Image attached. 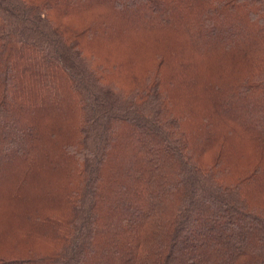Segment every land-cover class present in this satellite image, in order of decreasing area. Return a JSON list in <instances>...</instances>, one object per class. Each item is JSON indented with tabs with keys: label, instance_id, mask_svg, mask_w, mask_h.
<instances>
[{
	"label": "trees",
	"instance_id": "1",
	"mask_svg": "<svg viewBox=\"0 0 264 264\" xmlns=\"http://www.w3.org/2000/svg\"><path fill=\"white\" fill-rule=\"evenodd\" d=\"M71 1L0 0V264H264V0Z\"/></svg>",
	"mask_w": 264,
	"mask_h": 264
},
{
	"label": "rangeland",
	"instance_id": "2",
	"mask_svg": "<svg viewBox=\"0 0 264 264\" xmlns=\"http://www.w3.org/2000/svg\"><path fill=\"white\" fill-rule=\"evenodd\" d=\"M81 1V2H80ZM125 1V0H124ZM71 3H73L72 6H70V8L68 9V11H66V16L62 18V22L63 25L65 26V28H69L70 26L76 27L78 24L80 23H84L83 26L88 27L90 26V22L93 20H97L99 19V17H101V13L105 12V10L108 7H112L115 3L116 4H121L122 0H72ZM151 2H149L148 4H150ZM143 4H140L137 6V13L135 15H132L130 18L132 20H137V17L141 15L142 13H146V11L144 10V7L142 6ZM165 15V14H164ZM166 18H169V15L165 16ZM105 17L101 18L104 19ZM129 19V18H128ZM132 20L129 22L128 20V26L132 25ZM108 22V20H107ZM106 22V23H107ZM157 22V21H156ZM105 23V24H106ZM158 23V22H157ZM116 27V30L118 33L119 32H123L121 33L120 36L114 35V39H118L117 44L116 45H121L120 46V50L123 48L128 46H140L139 44V40L135 39L134 37H130V33L129 31L132 30V28L128 27V26H117V25H111ZM106 27H102V25L99 28V32H102V29H104ZM89 34H86L84 40H86V44L85 46H87V49L84 51L85 55L87 57H89L90 59V31H88ZM111 34H116L115 32H110ZM104 37V36H103ZM100 40L94 42L95 45L99 44L100 45ZM111 43L109 41H104V43L102 45H100L101 47H107V46H111ZM89 51V53H88ZM89 54V55H88ZM118 54V51H116V55ZM93 60H96L93 58ZM96 61H92L93 64H95ZM121 72H118L116 74V78L119 79ZM117 84V83H116ZM118 85V84H117ZM13 143H16V140H13Z\"/></svg>",
	"mask_w": 264,
	"mask_h": 264
}]
</instances>
